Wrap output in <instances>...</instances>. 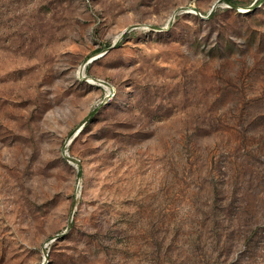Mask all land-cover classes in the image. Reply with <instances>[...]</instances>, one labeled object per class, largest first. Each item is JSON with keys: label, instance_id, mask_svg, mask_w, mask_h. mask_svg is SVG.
<instances>
[{"label": "rangeland", "instance_id": "obj_1", "mask_svg": "<svg viewBox=\"0 0 264 264\" xmlns=\"http://www.w3.org/2000/svg\"><path fill=\"white\" fill-rule=\"evenodd\" d=\"M227 1L0 0V264H264V0Z\"/></svg>", "mask_w": 264, "mask_h": 264}, {"label": "built area", "instance_id": "obj_2", "mask_svg": "<svg viewBox=\"0 0 264 264\" xmlns=\"http://www.w3.org/2000/svg\"><path fill=\"white\" fill-rule=\"evenodd\" d=\"M104 89L106 91V98L111 94V88H109L108 86H104Z\"/></svg>", "mask_w": 264, "mask_h": 264}, {"label": "trees", "instance_id": "obj_3", "mask_svg": "<svg viewBox=\"0 0 264 264\" xmlns=\"http://www.w3.org/2000/svg\"><path fill=\"white\" fill-rule=\"evenodd\" d=\"M229 4H231L232 6H235V2H233L232 0H228L227 1Z\"/></svg>", "mask_w": 264, "mask_h": 264}]
</instances>
